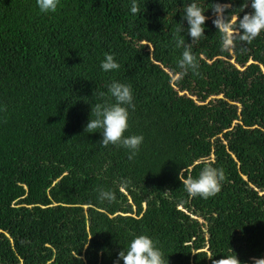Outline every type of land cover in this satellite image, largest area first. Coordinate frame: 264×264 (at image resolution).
I'll return each mask as SVG.
<instances>
[{"label": "trees", "instance_id": "trees-1", "mask_svg": "<svg viewBox=\"0 0 264 264\" xmlns=\"http://www.w3.org/2000/svg\"><path fill=\"white\" fill-rule=\"evenodd\" d=\"M185 2L138 0L134 15L130 0H61L49 14L35 0H0V264H115L139 234L169 264L264 257V34L223 52L215 0H200L198 73L172 81L174 35L191 42ZM230 2L229 13L243 0ZM108 52L118 70H101ZM113 80L134 93L125 134L144 142L132 159L85 131ZM205 162L227 179L214 197H189L179 174ZM99 188L118 202L99 201Z\"/></svg>", "mask_w": 264, "mask_h": 264}, {"label": "clouds", "instance_id": "clouds-1", "mask_svg": "<svg viewBox=\"0 0 264 264\" xmlns=\"http://www.w3.org/2000/svg\"><path fill=\"white\" fill-rule=\"evenodd\" d=\"M40 13L49 14L58 10L61 0H35ZM251 7V12H246L242 17L240 13L245 8ZM232 7L230 0L220 2L215 0L210 7L214 13L212 19L220 33L221 50L226 53H233L238 45L251 43L256 37L264 34V0H243L232 12H227ZM208 9V8H207ZM200 0H188L183 6V19L187 22V34L191 42H186L184 36L174 35V46L182 49L181 56L177 61L179 71L170 74V79L176 81L188 74L190 71L198 73L200 67L196 56L192 52L191 44L203 39L206 21L209 17ZM140 11L138 0H130V12L137 14ZM182 24V23H181ZM183 25V24H182ZM179 31H185L184 26ZM104 72L115 71L120 68V63L115 59V54L108 52L100 63ZM106 93L100 92L99 96L104 97ZM109 100L92 105L91 116L85 126L87 133L97 130L102 131V146L109 144L122 146L129 151V159L139 153L144 142L142 134L126 135L130 127V110H135L134 93L130 84L113 80L107 85ZM181 170L179 179L189 197H201L207 199L216 196L222 189L227 177L222 167L214 166L213 163L205 162L197 176L185 175ZM130 179L121 181L120 191L131 186ZM97 199L101 202L112 204L118 202L117 193L112 189L99 188ZM169 264L165 259V253L158 246V242L147 234L134 235L127 247L123 248L117 255L115 264ZM236 256L233 264H240ZM253 264H264V257L254 260Z\"/></svg>", "mask_w": 264, "mask_h": 264}]
</instances>
